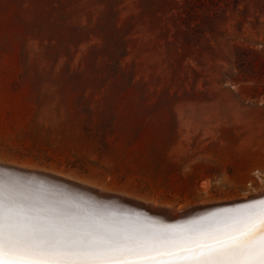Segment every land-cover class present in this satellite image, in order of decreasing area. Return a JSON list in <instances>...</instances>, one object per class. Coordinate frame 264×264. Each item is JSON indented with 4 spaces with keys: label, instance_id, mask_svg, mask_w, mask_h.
<instances>
[{
    "label": "rangeland",
    "instance_id": "374dc122",
    "mask_svg": "<svg viewBox=\"0 0 264 264\" xmlns=\"http://www.w3.org/2000/svg\"><path fill=\"white\" fill-rule=\"evenodd\" d=\"M0 163L170 211L264 192V0H0Z\"/></svg>",
    "mask_w": 264,
    "mask_h": 264
},
{
    "label": "snow or ice",
    "instance_id": "6c2138e0",
    "mask_svg": "<svg viewBox=\"0 0 264 264\" xmlns=\"http://www.w3.org/2000/svg\"><path fill=\"white\" fill-rule=\"evenodd\" d=\"M0 264H264V200L164 225L14 182L0 186Z\"/></svg>",
    "mask_w": 264,
    "mask_h": 264
},
{
    "label": "water",
    "instance_id": "95a60500",
    "mask_svg": "<svg viewBox=\"0 0 264 264\" xmlns=\"http://www.w3.org/2000/svg\"><path fill=\"white\" fill-rule=\"evenodd\" d=\"M0 174L7 182H19L22 185H28L30 182L32 186L43 184L45 187L50 189H61L63 194L72 197H83L84 200L94 201L99 204L109 205L112 210L126 214H139L141 217H146L150 220H154L164 225H186L189 222L195 221L196 219L211 214L214 207H229L230 205H237L244 203L245 201L254 199V196L248 197L244 200H234L231 202H218L210 203L205 205H196L181 209L175 212L174 217H161L160 215L155 216L151 214L146 208L150 207L148 204H143L135 200L127 199L118 195L103 193L105 195L96 196L95 190L85 185L67 180L64 177L54 176V174L43 172L25 170L18 167H11L0 165ZM75 191H72V190ZM81 193V194H80ZM151 208V207H150ZM218 208V209H220ZM159 212L165 214L164 209L157 208ZM154 209H150L153 211ZM156 211V210H154ZM209 212V213H208ZM152 215V216H151Z\"/></svg>",
    "mask_w": 264,
    "mask_h": 264
},
{
    "label": "bare ground",
    "instance_id": "6f19581e",
    "mask_svg": "<svg viewBox=\"0 0 264 264\" xmlns=\"http://www.w3.org/2000/svg\"><path fill=\"white\" fill-rule=\"evenodd\" d=\"M0 165H5V166H11V167H16L15 165H11V164H9V165H6V164H1L0 163ZM22 167H27V166H20V165H18V168H21V169H25V168H22ZM25 170H31V169H25ZM33 171H36V170H33ZM0 173H2V172H0ZM51 174H53V173H51ZM2 175L3 174H0V186H8V185H10V184H12V183H14V182H7L5 179H3V177H2ZM54 176H58V177H63V175H60V174H56V173H54ZM71 178H69L68 179V177H67V180H70ZM74 181V180H73ZM76 182V181H75ZM78 183H81V184H84V183H82V182H79V180L77 181ZM85 185H86V183H85ZM87 187H90V188H92V189H94L95 190V195L97 196H102V195H105V194H103V193H109V192H103V189L102 188H99V187H95V186H90V185H86ZM72 190V189H71ZM102 190V191H101ZM72 191H75V190H72ZM258 193V192H257ZM81 194V193H80ZM111 194V193H110ZM249 197H251V196H249ZM242 200H244V199H242ZM260 200H264V192H262V193H260V194H257V195H254V199H251V200H248V201H245L244 203H241V204H237V205H230L229 207H222V208H220V207H218V208H220V209H218L217 207H214V209H213V211H210V213L211 214H207V215H205V216H202V217H207V216H210V215H212L213 213H216V212H220V211H223V210H226V209H231V208H237V207H241V206H244V205H247V204H252V203H257V202H259ZM231 201H234V200H231ZM231 201H227V202H231ZM224 202H226V201H224ZM141 203V202H140ZM209 203H218V202H209ZM152 204H153V206L155 205V207H157L158 208V204L157 203H153L152 202ZM151 204V205H152ZM205 204H208V203H201V204H199V205H205ZM150 205V204H149ZM151 207V206H150ZM147 207L146 209L151 213V214H153V215H155V216H161V217H174V215H175V212L176 211H179V210H181V209H183L184 207H178V208H175V209H172V207H171V209L173 210V211H170V210H168V209H164V208H160V205H159V208L160 209H164L165 211L164 212H166L165 214H162L161 212H159V211H157L158 209L157 208H155V207ZM162 207V206H161ZM169 207V206H168ZM150 209H154V210H156V211H150ZM209 213V212H208ZM152 216V215H151ZM146 217H150V216H146ZM202 217H200V218H198V219H196V220H199V219H201ZM172 219V218H171ZM195 220V221H196ZM190 223V222H189ZM189 223H187V224H189Z\"/></svg>",
    "mask_w": 264,
    "mask_h": 264
}]
</instances>
